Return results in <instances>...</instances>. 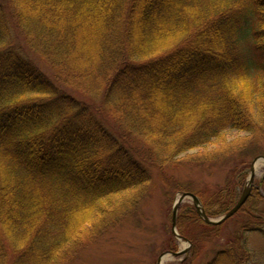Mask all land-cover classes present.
Wrapping results in <instances>:
<instances>
[{
    "label": "trees",
    "instance_id": "16d2710c",
    "mask_svg": "<svg viewBox=\"0 0 264 264\" xmlns=\"http://www.w3.org/2000/svg\"><path fill=\"white\" fill-rule=\"evenodd\" d=\"M14 40L17 51L0 50V264L73 262L141 218L153 173L210 219L232 209L251 157L264 156V0H0V46ZM231 133L248 137L226 147ZM227 157L216 192L174 179ZM252 188L227 235L183 208L176 224L191 249L179 264H264L245 244L264 238V176Z\"/></svg>",
    "mask_w": 264,
    "mask_h": 264
},
{
    "label": "rangeland",
    "instance_id": "374dc122",
    "mask_svg": "<svg viewBox=\"0 0 264 264\" xmlns=\"http://www.w3.org/2000/svg\"><path fill=\"white\" fill-rule=\"evenodd\" d=\"M14 41L15 43L9 42L1 45L0 50L11 49L17 51V48L21 46V43H19V40ZM18 53L22 54L20 51H18ZM23 53V55L26 54L24 50ZM24 57L26 61H30L32 59V57H28L26 55ZM34 65H36L35 67L40 73L46 75L48 78H53L52 73H50L51 71L43 64L40 65L37 62V64ZM62 90L64 93H67L76 99V101H78L77 103H79V105L83 108H88L93 111L95 107H98L97 99L94 96L89 95L87 92H81L71 88H62ZM38 99L40 98L38 97ZM97 118L101 119L98 115ZM102 123L104 124L103 120ZM106 126L110 131H115L114 126ZM247 137L248 135L244 133H231L226 139L225 146L227 147L228 145L242 142L243 140H246ZM220 149L221 146L204 150H193L179 157L177 161H183L184 163L191 157H195L193 160L196 161L198 160V157L204 155V158H206L207 155L219 152L218 150ZM257 157L263 158L264 156L260 155L254 158L251 157L250 164H252L253 160ZM229 160L230 157H227L215 165L210 164L204 167L200 166V163L198 164L197 162L192 163L193 165L187 164L186 166L180 167L177 172H175L174 179H176L178 184L186 186L190 185L192 189L197 191H206V193L216 192L224 187L225 182L228 179V173L229 170L232 169V161L234 162V159H232V161ZM255 165L257 166L255 167L254 179L263 178L264 159L256 161L254 163V166ZM153 178L154 182H151L149 185L145 196L143 194V214H141V218L138 219L136 217L127 222L120 223L114 230L100 238H97L95 241L91 242L79 251L73 262H69V264H157L158 258L166 252L163 250V247L168 239H172L174 241V245H176V252L182 251L188 247L190 242L179 235L178 224L176 223H178L179 216L185 206H191L194 209L191 201L188 199L185 200L178 208L175 231L179 237H181V240L172 234L171 229L173 202L179 198L181 192H175L174 188L163 185L155 173H153ZM248 178L249 170L246 172V182ZM244 205L240 208V210L244 207ZM239 211L222 225L213 227H220L222 232L224 231V235L232 233L235 228V216L239 213ZM220 217L212 218L211 220H217ZM221 243L222 241L219 242V244ZM245 244L247 249L255 255L263 254V257H261L262 259L259 258L258 260H264V238L261 234L255 232L249 233ZM212 248L213 245L211 244V249ZM190 249L181 257L174 258L169 256V258L162 262V264H179L184 260L185 256L188 255ZM210 258L211 255H209L207 259L204 258L202 263L204 264L206 261L208 262Z\"/></svg>",
    "mask_w": 264,
    "mask_h": 264
},
{
    "label": "water",
    "instance_id": "95a60500",
    "mask_svg": "<svg viewBox=\"0 0 264 264\" xmlns=\"http://www.w3.org/2000/svg\"><path fill=\"white\" fill-rule=\"evenodd\" d=\"M260 159H264L261 157H257L253 160L252 164L250 165V169H249V178L246 182V185L244 187V189L241 192V195L239 196V198L237 199V202L235 203V205L232 207V209H230L227 213H225L223 216H221L220 218H218L217 220H211L209 219L205 212H203V208L201 205V201H199V199L191 194V193H187V192H181L179 198L173 202V207H172V218H171V229H172V234H174L178 239H181V237H179V235L176 233L175 231V227H176V218H177V212H178V208L180 206V204H182L185 200H190L192 203V206L194 207L198 217L206 224V225H210V226H220L222 225L225 221H227L228 219H230L231 217H233L239 210L240 208L244 205V203L247 201L251 189L252 185H253V181H254V177H255V169H254V163ZM182 240V239H181ZM186 242V241H185ZM189 244V243H188ZM190 249V244L188 245L187 248H185L182 251L176 252L173 254V252H165L163 253L157 260V264H162V262L164 260H166L167 258L170 257H181L184 254H186L188 252V250Z\"/></svg>",
    "mask_w": 264,
    "mask_h": 264
},
{
    "label": "bare ground",
    "instance_id": "6f19581e",
    "mask_svg": "<svg viewBox=\"0 0 264 264\" xmlns=\"http://www.w3.org/2000/svg\"><path fill=\"white\" fill-rule=\"evenodd\" d=\"M256 166H257V165L254 166V169H255ZM164 261H165V260H164ZM164 261H163V262H164Z\"/></svg>",
    "mask_w": 264,
    "mask_h": 264
}]
</instances>
